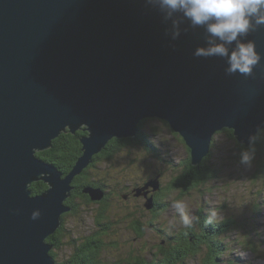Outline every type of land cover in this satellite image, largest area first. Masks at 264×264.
<instances>
[{
  "label": "water",
  "instance_id": "obj_1",
  "mask_svg": "<svg viewBox=\"0 0 264 264\" xmlns=\"http://www.w3.org/2000/svg\"><path fill=\"white\" fill-rule=\"evenodd\" d=\"M249 41L260 56L250 74L229 72L227 56L197 55L224 43L230 56ZM157 116L180 132L194 165L226 126L250 146L264 129V25L253 18L227 44L161 0H0V264H58L47 239L73 209L76 177ZM84 125L83 155L67 174L36 155ZM39 180L48 188L34 194Z\"/></svg>",
  "mask_w": 264,
  "mask_h": 264
},
{
  "label": "rangeland",
  "instance_id": "obj_2",
  "mask_svg": "<svg viewBox=\"0 0 264 264\" xmlns=\"http://www.w3.org/2000/svg\"><path fill=\"white\" fill-rule=\"evenodd\" d=\"M142 127L133 137L140 136L135 144H132L135 139L131 142L132 137H127L131 138L129 143L128 140L114 142L113 148L117 149L116 144L119 148L112 154L110 162L102 159L98 168H90L95 177L98 175L104 180V188H100L105 189L107 197H112L102 206L105 210L102 215L107 216L104 222L111 227L102 230L103 226L97 222L98 206L95 204L82 203L78 210L67 211L64 214L70 215L63 218L66 229L60 240L63 247L58 249L54 245L52 248L56 260L66 263L75 244H81L92 235L104 240L103 262L99 264H138L137 259L145 264H166L159 253L160 247L181 251L176 241L194 229L193 233L205 235L208 243L219 236L222 241L218 247L222 248L226 243L231 247L229 252L219 249L222 254L216 264H264V162L263 167L253 160L241 162L238 156L246 152L237 148L240 142L235 129L226 126L214 133L211 142L213 161L206 160L207 155L205 162L207 168L213 164L215 170L204 174L194 189L190 187L186 191L175 181L178 174L172 175L171 171L182 165L180 160L189 157L186 153L191 150L190 146L179 131L172 129L168 120L159 116L144 119ZM165 179L172 189L170 193V189L162 190ZM175 185L180 190L176 191ZM185 192L189 194L185 195ZM174 201L184 203L185 211L193 220L192 227L185 228L180 223L181 214L173 206ZM149 203L151 207H148ZM211 220L213 231L205 230ZM208 243L203 241L201 253L197 247L193 250L194 245L185 243L187 247L182 248L186 250L178 253V261L208 264L205 254Z\"/></svg>",
  "mask_w": 264,
  "mask_h": 264
},
{
  "label": "trees",
  "instance_id": "obj_3",
  "mask_svg": "<svg viewBox=\"0 0 264 264\" xmlns=\"http://www.w3.org/2000/svg\"><path fill=\"white\" fill-rule=\"evenodd\" d=\"M144 121V120H143ZM143 121L140 123V130H142V125H143ZM170 128V127H169ZM171 130V128H170ZM228 130V129H227ZM229 131V130H228ZM230 132V131H229ZM87 132L84 131L83 129H79L77 131V133H72V132H63L61 133V135L57 138H55L52 142V146L45 150V151H41L38 154L47 162L52 163L53 165L57 166L61 171H63L64 173H68L71 171V169L73 168V166L75 165L78 157L80 155H82V143L80 141V137L85 135ZM230 135L232 136L231 132ZM140 136H138L137 138H114L112 139L109 144L107 145L106 149L101 151L99 154H96L94 156V161L92 162V164H90L86 169H84L83 173L78 175L76 177V180L74 181V190L72 191V195L67 199V204L70 205L74 210H78V208L80 207V205L86 204V205H90V204H95L97 205V209H96V213L98 216V220L97 222L100 224V226H103L102 230H109V228L111 227L108 223H105L104 221L107 219V216L104 217L102 214L105 213L103 206L104 202H110L112 200V197H107L109 198V200L103 201L105 199V197L102 200H92L90 198V196L88 194H86L83 191V188L85 187H102V182L104 180L99 179L98 175L97 177H95L92 173V171H90V168L92 166H96L95 168H98L101 163H102V159H104L105 162H110L112 154L117 151V149L119 148V145L116 144L117 149L113 148V144L114 142H121L124 140H128L133 142V139H135V141L132 144H135ZM181 137V136H180ZM182 138V137H181ZM112 147V148H109ZM238 149L245 151L246 153H248L253 160V162L256 163V165H262L261 167H263V162H264V129L257 132V134L254 136L253 142L250 146H246L245 143H238L237 146ZM190 154V151H188ZM211 155V154H210ZM243 155V153H241L240 156H238V158H241ZM187 158V156H186ZM210 160L211 162L213 161V155L208 156V158H206V160ZM181 162V166L178 169H172V175L174 174H178L177 179H175L176 183H179L182 185L183 189H185L186 191H188L187 189H189L190 187H192L193 189L195 188V183L202 177L205 176L204 174H206L209 171L215 170V167L212 166L207 168L208 163L205 162V157L203 158V160L198 164V165H194L192 163V157L191 155H189V157L186 160H180ZM263 163V164H262ZM99 166H98V165ZM204 166V168H203ZM258 172H262V170H258ZM166 180V185H161L162 186V190L164 191V189H170L169 193L172 192V189L169 187V181ZM176 186V191L180 190L178 188L177 185ZM48 188V184L45 183L44 181L40 180L38 182H35L33 184H31V190L33 191L34 194H40L46 191V189ZM104 188V187H102ZM105 190V189H104ZM106 192V191H105ZM189 192H185V195H188ZM107 196V195H105ZM70 214H64L63 218L65 219V217H67ZM210 225H208L207 228H205V230H207L209 228L208 231H213L212 228L210 229V227H212L213 221L211 220V222H209ZM223 224V223H222ZM219 225H221V222H219ZM224 225V224H223ZM226 226V225H225ZM224 226V227H225ZM65 225H64V221L62 226L59 228V230L54 233L53 235H51L47 241L49 243H54V245H56L58 247V249L62 248V242L61 240V235L62 232L63 234H65ZM101 230V231H102ZM193 231L190 230V232H188L187 235L181 238H179L176 243L180 246L181 251H179L178 249H168L166 247H160L162 248L159 253L162 254L164 256L163 260H165L166 264H184V261L181 259L180 261H178V253L180 252H185L186 249H183L182 247H187L185 246V243H187V245L189 244L194 245L193 250H195V247H197V250H199V253H201V251L203 250L201 247V244L204 242L208 243L206 241V237L205 235L201 234V235H195L194 229H192ZM58 232H60L58 234ZM162 232V231H161ZM169 234V233H168ZM177 236V235H176ZM208 236V235H207ZM170 237V236H169ZM169 237L167 236V238L169 239ZM173 236H171L172 238ZM192 237L193 240H191L190 238ZM97 238V240H96ZM94 238L92 235L91 237H86V239L84 240V242H82L81 244L77 245L75 244L74 246V251L71 254L70 260H67V262L70 264H99L102 263V255H101V248L103 246V241L102 239H100L99 237ZM94 239V241H93ZM222 240L219 239V236H216L214 239H212L210 241V243H208V245L205 244L206 247H208V251H205L206 254V262L208 264H213V263H217V260L219 259V256L222 254L221 250H225L227 252H229V249L231 247H229L228 243L225 244V246L222 245V248L218 247L220 246V242ZM71 244H74V240H71L70 242ZM115 243V242H114ZM189 247V246H188ZM213 253H212V252ZM203 252V251H202ZM51 254L53 255V257L56 259L55 254L53 253V250L51 251ZM138 264H145L143 263L140 259H137ZM64 263V264H68V263ZM59 264H61L59 261L57 262ZM63 264V263H62Z\"/></svg>",
  "mask_w": 264,
  "mask_h": 264
},
{
  "label": "clouds",
  "instance_id": "obj_4",
  "mask_svg": "<svg viewBox=\"0 0 264 264\" xmlns=\"http://www.w3.org/2000/svg\"><path fill=\"white\" fill-rule=\"evenodd\" d=\"M163 7L171 12L182 11L193 26H207L212 37L227 44L237 41L238 37L247 34L252 19L257 26L264 25V0H161ZM197 55L227 56L230 64L229 72L239 70L242 74H250L252 67L259 61L255 45L239 43L229 56L224 43L214 44L207 49H198ZM252 157L244 153L242 163H250ZM173 206L180 212V223L185 227H192L193 220L185 211L182 201H174ZM38 214H34L35 216ZM215 213H213V216Z\"/></svg>",
  "mask_w": 264,
  "mask_h": 264
},
{
  "label": "bare ground",
  "instance_id": "obj_5",
  "mask_svg": "<svg viewBox=\"0 0 264 264\" xmlns=\"http://www.w3.org/2000/svg\"><path fill=\"white\" fill-rule=\"evenodd\" d=\"M85 128H86V126L84 125V126H83L82 128H80V129H83L84 131L87 132L86 134H88L89 132H88L87 130H85ZM139 128H140V124H139ZM170 128H171V127H170ZM142 129H143V127H142ZM78 130H79V129H78ZM78 130H76L75 132H72V131H70V129H68V131H69V132H72V133H77ZM145 130H146V129H145ZM145 130H144V131H145ZM148 132H149V131H148ZM61 133H63V132H61ZM149 133H150V132H149ZM176 133H177V132H176ZM86 134H85V135H86ZM256 134H257V132H256ZM60 135H61V134H60ZM85 135L81 136V137H80V140H81V138L84 137ZM135 136H136V135H135ZM135 136H134V137H135ZM141 137H142V136H141ZM132 138H133V137H132ZM253 139H254V137H253ZM145 143H147V142H145ZM185 143H186V142H185ZM211 144H212V143H211ZM142 145H143V144H142ZM248 146H249V145H248ZM147 149H148V148H147ZM159 150H160V149H159ZM102 151H103V150H102ZM160 151H161V150H160ZM42 152H43V151H42ZM149 152H150V151H149ZM38 153H39V151H37L36 155H37L38 157L42 158ZM99 153H100V152H98L97 154H99ZM82 155H83V153H82ZM82 155H80V156H82ZM166 155H167V154H166ZM80 156H79V157H80ZM147 156H148V155H147ZM148 157H149V156H148ZM149 158H150V157H149ZM150 159H151V158H150ZM91 164H92V163H91ZM85 169H86V168H85ZM83 171H84V170H83ZM82 173H83V172H82ZM82 173H81V174H82ZM42 193H43V191H42ZM69 197H70V196H69ZM236 220H237V219H236ZM61 226H62V225H61ZM61 226H60V227H61ZM60 227H59V228H60ZM50 236H51V235H50ZM50 236H49V237H50ZM52 244H54V243H52ZM54 261H55V262H58L55 258H54ZM60 263H61V262H60ZM61 264H62V263H61Z\"/></svg>",
  "mask_w": 264,
  "mask_h": 264
},
{
  "label": "flooded vegetation",
  "instance_id": "obj_6",
  "mask_svg": "<svg viewBox=\"0 0 264 264\" xmlns=\"http://www.w3.org/2000/svg\"><path fill=\"white\" fill-rule=\"evenodd\" d=\"M105 149H106V148H105ZM105 149H104V150H105ZM101 153H102V152H101ZM186 155L188 156L189 153H186ZM105 197H107V196H105ZM106 200H109V198H106L105 201H106ZM104 204H105V203H104ZM59 233H60V232H58V234H59Z\"/></svg>",
  "mask_w": 264,
  "mask_h": 264
}]
</instances>
